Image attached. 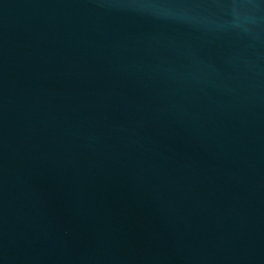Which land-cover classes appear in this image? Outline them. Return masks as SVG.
Segmentation results:
<instances>
[{
    "label": "water",
    "instance_id": "95a60500",
    "mask_svg": "<svg viewBox=\"0 0 264 264\" xmlns=\"http://www.w3.org/2000/svg\"><path fill=\"white\" fill-rule=\"evenodd\" d=\"M0 264H264V0H0Z\"/></svg>",
    "mask_w": 264,
    "mask_h": 264
}]
</instances>
